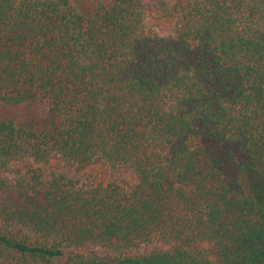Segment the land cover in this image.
Returning <instances> with one entry per match:
<instances>
[{
	"label": "trees",
	"instance_id": "1",
	"mask_svg": "<svg viewBox=\"0 0 264 264\" xmlns=\"http://www.w3.org/2000/svg\"><path fill=\"white\" fill-rule=\"evenodd\" d=\"M32 101L59 125L0 120V264H264V0H0V103Z\"/></svg>",
	"mask_w": 264,
	"mask_h": 264
},
{
	"label": "rangeland",
	"instance_id": "2",
	"mask_svg": "<svg viewBox=\"0 0 264 264\" xmlns=\"http://www.w3.org/2000/svg\"><path fill=\"white\" fill-rule=\"evenodd\" d=\"M70 2L80 13L88 16L97 6L107 5L110 0H70ZM142 21L146 30L159 33L160 35H166L174 31L173 29L168 31L159 29L157 25L145 16H143ZM0 120H12L18 125H25L34 128L35 130H42L47 125H59V122L56 119H53L48 115L45 107L39 101H32L17 106L0 103ZM54 159L55 161H58V158L55 157ZM93 164L95 166L106 168L102 162L97 160H94ZM64 173L71 178L76 185H81L84 182L82 175L76 167L67 169ZM108 175L111 179L118 180L128 190H130L137 181L136 174L127 166L118 167L115 170H109ZM13 232L17 235H29V233L21 227L13 228ZM88 253L103 258H109L113 255L112 252L107 250H91Z\"/></svg>",
	"mask_w": 264,
	"mask_h": 264
}]
</instances>
